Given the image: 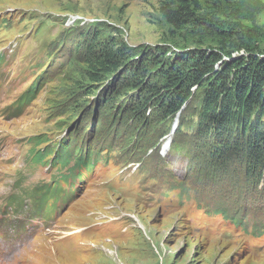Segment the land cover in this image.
Returning a JSON list of instances; mask_svg holds the SVG:
<instances>
[{
  "label": "rangeland",
  "instance_id": "374dc122",
  "mask_svg": "<svg viewBox=\"0 0 264 264\" xmlns=\"http://www.w3.org/2000/svg\"><path fill=\"white\" fill-rule=\"evenodd\" d=\"M199 1L264 48V0ZM166 30L158 0H0V264H264V178L203 166L202 90L168 119L91 88L95 36L141 51Z\"/></svg>",
  "mask_w": 264,
  "mask_h": 264
},
{
  "label": "trees",
  "instance_id": "16d2710c",
  "mask_svg": "<svg viewBox=\"0 0 264 264\" xmlns=\"http://www.w3.org/2000/svg\"><path fill=\"white\" fill-rule=\"evenodd\" d=\"M158 1L165 42L140 51L110 39L98 51L95 36L85 60L91 88L109 82L121 84L124 94L137 90L141 117L157 106L168 119L184 110L193 88L201 89L193 134L207 150L200 161L230 180L242 170L248 183L257 184L264 178V48L247 30L207 24L199 0Z\"/></svg>",
  "mask_w": 264,
  "mask_h": 264
},
{
  "label": "bare ground",
  "instance_id": "6f19581e",
  "mask_svg": "<svg viewBox=\"0 0 264 264\" xmlns=\"http://www.w3.org/2000/svg\"><path fill=\"white\" fill-rule=\"evenodd\" d=\"M172 137H173V134H170V135L167 137V139H169L168 142H170V140L172 139ZM45 261H46L45 264H54V263H53L51 260H49L48 258H45Z\"/></svg>",
  "mask_w": 264,
  "mask_h": 264
},
{
  "label": "built area",
  "instance_id": "2783aa9c",
  "mask_svg": "<svg viewBox=\"0 0 264 264\" xmlns=\"http://www.w3.org/2000/svg\"><path fill=\"white\" fill-rule=\"evenodd\" d=\"M244 54L246 55V53L244 52Z\"/></svg>",
  "mask_w": 264,
  "mask_h": 264
}]
</instances>
